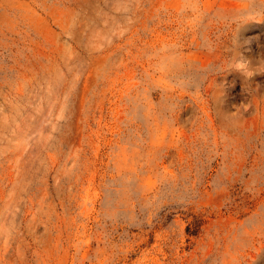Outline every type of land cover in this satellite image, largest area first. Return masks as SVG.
<instances>
[{
    "label": "rangeland",
    "instance_id": "obj_1",
    "mask_svg": "<svg viewBox=\"0 0 264 264\" xmlns=\"http://www.w3.org/2000/svg\"><path fill=\"white\" fill-rule=\"evenodd\" d=\"M0 264H264V0H0Z\"/></svg>",
    "mask_w": 264,
    "mask_h": 264
},
{
    "label": "clouds",
    "instance_id": "obj_2",
    "mask_svg": "<svg viewBox=\"0 0 264 264\" xmlns=\"http://www.w3.org/2000/svg\"><path fill=\"white\" fill-rule=\"evenodd\" d=\"M230 63H232L233 66H240V64H241L242 62H234V61H230Z\"/></svg>",
    "mask_w": 264,
    "mask_h": 264
}]
</instances>
